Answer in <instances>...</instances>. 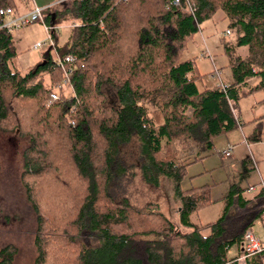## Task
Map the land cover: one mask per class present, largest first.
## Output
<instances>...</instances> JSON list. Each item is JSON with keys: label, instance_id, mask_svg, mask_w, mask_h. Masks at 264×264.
I'll use <instances>...</instances> for the list:
<instances>
[{"label": "trees", "instance_id": "obj_1", "mask_svg": "<svg viewBox=\"0 0 264 264\" xmlns=\"http://www.w3.org/2000/svg\"><path fill=\"white\" fill-rule=\"evenodd\" d=\"M170 2L69 0L45 10L50 40L62 25L68 36L24 72L9 68L17 50L12 34L0 29V133L26 143L19 183L36 224L31 264L237 263L239 253L226 254L241 249L245 231L261 217L264 180L251 200L230 185L214 202L209 186L183 191L177 183L213 140L239 128L233 105L264 93V0H193V17ZM8 7L15 13L16 0H0V9ZM216 22L235 35L233 44L220 39L223 52L244 48L245 56L228 58L221 69L230 80L223 91L219 84L196 91L205 75L182 52ZM64 56L72 64L56 66L54 58ZM65 75L68 91L46 106ZM151 110L161 124L152 123ZM132 139L138 179L151 190L161 178L172 182L187 233L174 231L150 203L129 205L124 185L132 167L120 150ZM219 201L225 207L215 222H189L188 215ZM16 253L0 247V264H13ZM242 264H264V251L244 256Z\"/></svg>", "mask_w": 264, "mask_h": 264}, {"label": "rangeland", "instance_id": "obj_2", "mask_svg": "<svg viewBox=\"0 0 264 264\" xmlns=\"http://www.w3.org/2000/svg\"><path fill=\"white\" fill-rule=\"evenodd\" d=\"M55 1L57 0H35V4H38L37 7H40L43 2ZM17 2L20 8L24 7L27 10L30 7V0H17ZM65 3H68V0L63 2V4ZM61 7L57 5V7H50L48 10H57V8L60 9ZM216 18L217 16L212 18V20ZM214 26V28L212 26L208 27V29L206 28V32L201 31L198 34L196 33L182 52V59L192 58L198 74L201 75L203 73L205 75L197 80L195 84L196 91L205 88L209 89L211 86L219 84L215 76H212L210 80L208 78V71L210 72L211 68L206 59L208 55L212 56L213 59H216L215 57L217 56L215 53H212V46L219 51L218 53L222 54V43L233 44L235 41V35L231 30H228L227 35L222 33L225 28L222 22H216ZM67 29V25L58 27L57 32L59 36L54 37L55 46L59 47L64 37L67 36ZM11 34L14 38V47L17 50V57L12 60L9 66L11 70L24 72L28 67H32V65L41 61L46 49L41 47L33 50L31 47L36 42H41L43 46H47L45 42L47 35L42 31L40 23L30 24V26L23 27L17 30V32L13 31ZM201 34L202 42L205 43L206 40L208 43L204 44L205 46L202 45L201 40L198 38ZM220 39H223L222 43ZM243 51L244 48L236 49L230 53L229 57L235 58L237 55L244 57L245 52ZM201 60L202 62H199ZM228 72L224 68L223 73L218 76L222 83L226 84L230 81ZM67 91V87H62L58 95L60 93L65 95ZM103 93L107 99V104L114 106L115 99L110 89L105 88ZM233 107L235 118L244 123L243 129L239 131L235 129L227 133L226 136H220L213 140L211 151H208L200 161L187 166L185 178L177 183L178 190L185 191L188 188H200L203 185L210 186L209 199L215 201V199L224 195V192L226 193L229 183L233 184L237 189H244L246 186H250L248 182L252 178L254 180L257 178V174L263 175L264 164L259 168L257 167V174L253 171H245L240 168V161L235 157V150H238L239 147L243 149L241 133H249L251 135L254 131L259 136V145L254 148H251L249 145L253 160L254 155L259 158L262 149L264 151V122H262V118H264V93L258 92L250 97L240 98ZM150 114L151 121L155 126L161 124L160 117L154 110H151ZM248 125H251V129H249ZM133 143H136L135 139H132L130 145L120 150L124 163L132 167L129 174L130 177H127L129 180L124 185V193L129 205L131 207H141L150 203L156 212L170 223L174 231L187 233V230L180 226L179 218H177L178 205L173 200L174 191L172 182L169 179L161 178L157 188L151 190L148 187H144L140 179H138V170L135 163L136 152ZM24 147H26L24 138H19L18 135L13 133H0V247L9 245L15 248L17 253L14 256L13 264H31V260L35 256L32 245V234L36 226L34 214L30 210L26 198L23 196L22 186L19 183V175L21 174L20 155ZM228 148L231 149L228 153L229 156L227 159H223L222 156H219V153L222 150L226 151ZM222 206L223 203H217L212 207L210 206L199 212H194L188 215V220L191 224L198 226H202L205 223H213L218 218ZM250 230L253 239L260 241V237L264 235V231L260 228L259 221L252 224ZM226 255L229 257L230 254L227 253Z\"/></svg>", "mask_w": 264, "mask_h": 264}, {"label": "crops", "instance_id": "obj_3", "mask_svg": "<svg viewBox=\"0 0 264 264\" xmlns=\"http://www.w3.org/2000/svg\"><path fill=\"white\" fill-rule=\"evenodd\" d=\"M65 0H57V1H55V2H43L41 5H40V7L41 8H43V7H46V6H51V8H55V7H57V5H59V6H62V3L64 2ZM34 5H36L35 4V0H30V7H29V9L27 8V10L24 8V7H22V8H20L19 6H18V2H17V0H16V6H18V8H17V10H16V12H15V14H21V13H25V12H29L33 7H34ZM38 5V4H37ZM36 5V6H37ZM53 6V7H52ZM58 9V8H57ZM48 10V9H47ZM224 31H225V29H224ZM222 33H223V31H222ZM198 34V33H197ZM13 36V35H12ZM58 36H59V33H58ZM68 36V35H67ZM66 36V37H67ZM201 36H202V34L201 35H199L198 36V38H199V40H201L202 38H201ZM206 36L208 37V35L206 34ZM66 37H64V39H66ZM209 37H211L210 35H209ZM14 39V38H13ZM63 39V41L61 42V44L65 41ZM50 47L52 46V45H54V39L53 40H50ZM201 43H202V45H204V44H208L207 43V41L205 40V43L204 42H202V40H201ZM60 44V45H61ZM58 45V44H57ZM59 45V46H60ZM55 46V45H54ZM205 46V45H204ZM56 48H58L57 46H55ZM45 49L47 50L48 49V47H45ZM211 51H212V53H215V55H217L215 58L216 59H213L212 58V56H210V55H208V58L206 59L207 61H208V63H209V67L211 68V70H210V72L208 71V75H209V80L212 78V76H215V78L219 81V84H221V85H227L228 83H222L221 82V80H219V78H218V76L221 74V73H223V70H221L223 67H224V65H226L227 64V58L230 56H228V55H226L224 52H223V50H221V53L222 54H220V53H218L219 51L218 50H216V48L215 47H213L212 46V49H211ZM225 58V59H224ZM230 58V57H229ZM199 62H202V60L201 61H199ZM38 63V62H37ZM35 65V64H34ZM213 74V75H212ZM201 75H203V73L201 74ZM263 120H262V122H264V118H262ZM237 120V119H236ZM238 122L240 123V126H239V128H237L236 130H242L243 129V127L242 126H244V123H242L241 121H239L238 120ZM251 125H248V127H249V129H251V127H250ZM242 134V143H243V149H241L240 147L238 148V150L236 149L235 150V157L240 161V165H241V167L240 168H242V169H244L245 171H253V172H255V174H257V171H258V168L261 166V165H263L264 164V160H263V158H264V151H263V149H262V151H261V153H260V157L259 158H257V156L256 155H254V160H253V158H252V156H251V150L249 149V145H250V147L251 148H254L255 146H257V145H259V136H258V134L256 133V132H252L251 133V135L248 133V134H246V133H241ZM257 137V140H255V141H253V143H250L249 141H247V138H252V137ZM231 150V149H230ZM223 151V150H222ZM221 151V152H222ZM221 152L219 153V156H222V155H220L221 154ZM224 152V151H223ZM229 156V154L227 155V157ZM223 157V156H222ZM227 157H223V159H227ZM258 167V168H257ZM257 176V178L254 180L253 178L250 180V182H248V183H250V186H246L243 190H244V192H243V194L241 195V197H242V199L243 200H251L255 195H256V193L259 191V187H260V184H261V182H262V180H264V171H263V175H261V174H257L256 175ZM257 180H258V182H257ZM230 185H233V184H231V183H229L228 184V187H227V190H226V193L224 192V195H222V196H220L219 198H221V197H223V196H225V195H227V193H228V188H229V186ZM203 186H205V185H203ZM234 186V185H233ZM210 187V186H209ZM235 187V186H234ZM235 188H237V187H235ZM242 189H239V190H242ZM209 190H210V188H209ZM211 191V190H210ZM219 198H217V199H219ZM211 200V199H210ZM216 200V199H215ZM214 202V201H213ZM217 203H223V206H222V209H224V207H225V203H224V201H219V202H216L215 204H217ZM214 206V205H213ZM222 209H221V211H222ZM221 213V212H220ZM264 219V211H263V213H261V217L257 220V221H259V225H260V228L264 231V221H262ZM257 221H255V222H257ZM254 222V223H255ZM253 223V224H254ZM252 227V226H251ZM251 227L249 228V229H251ZM257 242H259V244H260V246H261V251L260 252H263L264 251V235L263 236H261L260 237V241H257ZM236 252L237 253H239V256H238V258H237V263L236 264H242L243 263V260H244V257L242 256V254L240 253L241 252V250L239 249V250H235V249H233V248H231L230 250H228L227 251V253L228 254H230L229 255V257H231V256H234L235 254H236ZM259 252V253H260ZM241 254V255H240Z\"/></svg>", "mask_w": 264, "mask_h": 264}, {"label": "built area", "instance_id": "obj_4", "mask_svg": "<svg viewBox=\"0 0 264 264\" xmlns=\"http://www.w3.org/2000/svg\"><path fill=\"white\" fill-rule=\"evenodd\" d=\"M69 1V0H68ZM183 4V8L185 9V11L187 13H189L191 15V17H193L194 13H193V0H171L170 5L171 7H177L179 8V6ZM51 6H46V7H37L34 6L32 10H30V12H26V13H21V14H15L14 10L10 7L8 8H2L0 9V29L3 31L5 30L6 32H17V30L26 27V26H30V24H34V23H40L42 31L44 33H46V37H45V42L47 43V46H43V44L41 42H36L34 43L31 47L33 50H37L39 48H45L50 46V35H49V31L51 29H53L50 25H43V19H42V14L44 13L45 10L49 9ZM228 30L223 31L224 35H227ZM56 66H59L61 64H72L73 60L69 58V56H64L61 59H56L54 58ZM66 73V72H65ZM66 78L67 76L65 75V77L63 78V80L61 81L60 85H58L57 87L55 86V88L53 89L52 92H50L47 95V99L45 100V105H49L52 102L56 101L57 97H58V92H60V89L62 87H65L64 84L66 82ZM220 85V90L223 91V87ZM230 152V148L226 149V151H222L220 155H222L224 158L227 157L228 153ZM261 187V184H260ZM241 243H242V247H241V253L242 256H250V255H257L260 251H261V246L259 244V242L255 241L253 239L252 236V232L250 229L246 230L244 235L242 236L241 239Z\"/></svg>", "mask_w": 264, "mask_h": 264}]
</instances>
